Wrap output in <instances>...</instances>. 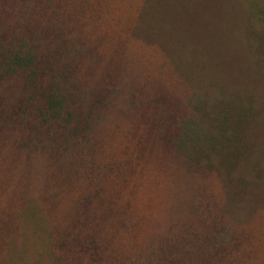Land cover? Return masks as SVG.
Masks as SVG:
<instances>
[{"label":"rangeland","instance_id":"rangeland-1","mask_svg":"<svg viewBox=\"0 0 264 264\" xmlns=\"http://www.w3.org/2000/svg\"><path fill=\"white\" fill-rule=\"evenodd\" d=\"M0 264H264V0H0Z\"/></svg>","mask_w":264,"mask_h":264},{"label":"trees","instance_id":"trees-1","mask_svg":"<svg viewBox=\"0 0 264 264\" xmlns=\"http://www.w3.org/2000/svg\"><path fill=\"white\" fill-rule=\"evenodd\" d=\"M32 54V52H24L15 53L13 55H10L9 58L7 57V55H5L4 57L8 66L24 71L27 82L30 85L35 81L38 72V58L36 59V61H34L31 57ZM66 100L67 99L62 94L57 93L53 89V87H49L48 94L42 100L43 105L40 104L41 101L39 102V104L41 105L40 109L42 111V114L46 117H48L49 114L54 115L61 112L63 114L65 111L64 101L67 102ZM68 112L69 111L67 109L66 113Z\"/></svg>","mask_w":264,"mask_h":264}]
</instances>
